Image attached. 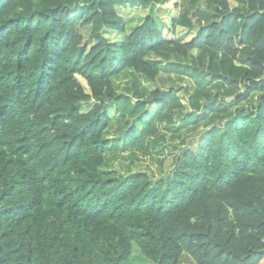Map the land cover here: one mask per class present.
<instances>
[{
	"label": "trees",
	"instance_id": "obj_1",
	"mask_svg": "<svg viewBox=\"0 0 264 264\" xmlns=\"http://www.w3.org/2000/svg\"><path fill=\"white\" fill-rule=\"evenodd\" d=\"M238 1L233 16L229 0H0V264H264V0ZM120 9L156 16L130 32ZM167 50L205 52L214 79L242 88L234 118L166 177L113 175L115 116L148 104L115 79L156 83L146 58ZM150 96L160 112L182 106ZM190 100L214 103L201 88ZM127 126L136 144L145 132Z\"/></svg>",
	"mask_w": 264,
	"mask_h": 264
},
{
	"label": "rangeland",
	"instance_id": "obj_2",
	"mask_svg": "<svg viewBox=\"0 0 264 264\" xmlns=\"http://www.w3.org/2000/svg\"><path fill=\"white\" fill-rule=\"evenodd\" d=\"M229 3L235 16L237 14L235 9L240 7V3L238 0H229ZM119 13L126 21L128 30L132 32L147 16L152 13L155 15V10L120 9ZM156 21L158 27L162 28L157 17ZM235 24L236 27L239 26L238 22ZM90 29L88 27L83 30L84 35L88 36ZM195 34L180 30L178 38L189 43ZM112 35L114 37L109 35L107 37L109 39L112 37L114 41L118 40V34ZM169 52L167 50L162 53H150L146 58L150 65L161 71L156 83L137 76L131 69L115 79L119 93L131 99L133 105L143 102L148 104L147 110L136 119L122 120L115 116L114 121L117 124L110 135L111 150L107 154L108 166L113 175L143 171L155 181L166 177L174 170L176 158L186 148H197L201 140L211 133L220 134L234 118V101L238 95H242V88L214 79L208 71L209 57L207 58L203 51L192 50L186 62L183 59L175 60L165 56ZM175 57L183 58L177 55ZM135 84H138L137 88ZM198 88L209 90L214 101L213 104L203 105L201 111L194 109L190 100V96ZM157 89L171 91L177 95L181 108H176L175 101H172L170 107L174 105L173 109L160 112L158 103H150V92ZM139 92L144 93V99L137 100L135 94ZM251 102L255 103V100L249 101L248 104H252ZM127 124L135 126L140 132H145L140 135L136 144L128 137L122 136L128 130ZM122 127L124 130L119 133L118 130ZM111 171L104 170V173ZM142 261V257L136 254L131 264H140Z\"/></svg>",
	"mask_w": 264,
	"mask_h": 264
}]
</instances>
